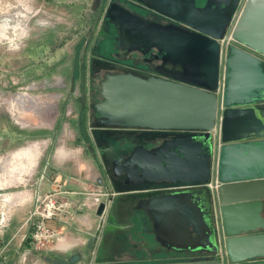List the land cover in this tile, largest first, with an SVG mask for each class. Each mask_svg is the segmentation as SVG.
<instances>
[{
  "label": "water",
  "instance_id": "water-1",
  "mask_svg": "<svg viewBox=\"0 0 264 264\" xmlns=\"http://www.w3.org/2000/svg\"><path fill=\"white\" fill-rule=\"evenodd\" d=\"M133 1L193 32L147 23L115 3L106 10L118 26V48L156 51L161 62L158 76L107 73L99 83L100 99L90 104L96 127L178 132L127 148L122 166L139 184L132 192L154 184H205L213 175L218 101L225 106L213 170L225 258L148 264H264V104H254L264 98V0H206L203 7L195 0ZM228 34L233 41L222 70L220 39ZM202 188L166 190L141 199L136 209L144 211L159 241L181 250L203 249L197 242L207 221ZM103 210L101 203L97 213ZM207 246L217 254L218 246ZM76 259L74 254L70 262Z\"/></svg>",
  "mask_w": 264,
  "mask_h": 264
},
{
  "label": "crops",
  "instance_id": "crops-1",
  "mask_svg": "<svg viewBox=\"0 0 264 264\" xmlns=\"http://www.w3.org/2000/svg\"><path fill=\"white\" fill-rule=\"evenodd\" d=\"M87 1L89 0L52 2L58 6H66L67 9L71 3L81 5ZM60 34L62 38L55 40L57 36L45 31L38 39L37 33H13L12 40L18 43V47L15 48L13 44L12 50L15 51L9 52V59L12 58L14 63L10 74H2L4 81L10 84H32L51 88L52 71L62 66L63 78H69V82L66 80L60 86H63L65 91L69 88L76 89V49L72 46L76 33ZM4 35L5 33H0V36ZM72 93L71 90V96L74 95ZM15 99L17 97L11 99L7 106L14 122L10 115L0 113V126L6 125L5 131L0 133V145H3L0 148V189L14 178L19 179L20 169L26 164L34 166L35 169L31 184L24 191L4 194L3 197L0 195V264H108L109 258L100 255L104 232L99 228V205L93 203L97 197L104 201L102 193L105 192L113 194L106 217L114 215L118 222H124L123 224L132 230V234L127 237L129 243L135 244L143 230L148 232L149 227L153 230L150 220H147L150 226L148 222H143L146 215L144 211L133 206L141 198L139 194H144L147 190L144 188L142 193H134L136 195L127 202L119 200V196L123 194H117L121 191L111 183L107 166L102 161L104 150L94 147L93 143H86V132L83 124L81 125L84 114L80 109L82 104L71 102L73 112L62 113L56 123L42 126L33 122L39 115L37 108L25 107L23 99ZM65 102L66 105L69 104V100ZM254 104L263 105L264 98ZM222 105L223 111L225 106L223 103ZM26 114L27 117H24ZM47 118L50 119L45 116L46 121ZM11 141H18V144L13 145ZM217 142L219 146L220 139H215L214 167L217 160ZM53 188L64 192L61 199L68 203V208L47 222L49 226L59 230L58 238L46 249L37 250L29 239L32 220L27 219L38 200ZM123 207L127 208L128 212L124 220L119 215ZM74 254L78 255V259L70 262Z\"/></svg>",
  "mask_w": 264,
  "mask_h": 264
},
{
  "label": "rangeland",
  "instance_id": "rangeland-1",
  "mask_svg": "<svg viewBox=\"0 0 264 264\" xmlns=\"http://www.w3.org/2000/svg\"><path fill=\"white\" fill-rule=\"evenodd\" d=\"M53 0H0V33H5L0 36V113L10 115L12 122L14 117L7 108L8 102L11 99L17 97L16 100L23 99L25 107H36L39 115L33 120L38 125H52L58 121L59 116L63 113H71L74 111L71 102H75L76 105H81L80 109L83 111V117L81 118V125L86 132V143L94 144L99 150L106 147L99 145L98 140L93 135V129L97 128L95 120L92 117V111L90 104L96 99H99L98 91L99 85H96L97 81L93 80L94 75L98 73L105 65L104 61L111 60L114 50L113 45L115 43L114 33H110L112 28L109 20L106 18V10L109 5L112 4L110 0H89L85 4H69L66 6L55 5ZM78 1V0H77ZM205 0H197L198 6L204 5ZM65 10V11H64ZM68 11V12H67ZM50 33L52 36H57L55 40L62 38L60 33H76L72 46L76 49V69L74 70V76L76 80V89L69 88L64 89V81L69 82L68 79H64V70L60 66L59 69L52 71V87L43 88L39 86L17 85L16 83L10 84L4 81L3 73L10 74L13 59H9V55L12 50V45L15 44L18 47V43L12 40L13 33H37V39L39 35H43V32ZM85 33V35H83ZM14 46V45H13ZM113 52V53H112ZM4 53V54H3ZM3 54V55H2ZM116 58V56H114ZM124 61V59H122ZM101 62V63H100ZM84 69V73L83 72ZM40 71H38L39 73ZM50 75V73H48ZM71 74L69 73V76ZM16 79V78H15ZM68 88V87H65ZM73 91V96L70 95V91ZM70 95V98H69ZM77 96V97H75ZM31 98H34L31 100ZM65 100H69V104L66 105ZM21 101V100H20ZM76 108V107H75ZM79 109V110H80ZM47 114V115H46ZM28 114L24 115L27 117ZM40 116V117H39ZM45 116L47 121L45 120ZM42 117V118H41ZM90 127L91 129H88ZM6 128L0 126V133ZM74 139H70V141ZM76 141V140H75ZM80 141V140H79ZM102 144H104V140ZM108 144H115L111 147H118L117 141L107 140ZM18 141H11V144L16 145ZM3 145H0V148ZM108 147V146H107ZM113 149V148H112ZM106 150V149H104ZM2 151H0V161L2 160ZM107 154H111L110 152ZM113 155V154H112ZM103 164L107 165V160ZM35 167L26 164L21 168L20 178H14L11 182L6 183L2 189L1 194H8L12 192L24 191L25 188L31 184L32 173ZM3 171V169H2ZM18 168H16V172ZM160 187H164V184H159ZM125 216V215H124ZM121 219L124 220L125 217ZM117 221V222H116ZM124 222H118L112 215L107 216L102 228L105 234L116 233L128 237L132 234V230L128 229ZM142 229V228H141ZM148 229V228H147ZM136 244H141L143 237H147L146 231H142V234L138 235ZM150 237V236H149ZM128 245V243H127ZM101 257H105L102 252ZM98 254V256L100 257Z\"/></svg>",
  "mask_w": 264,
  "mask_h": 264
},
{
  "label": "flooded vegetation",
  "instance_id": "flooded-vegetation-1",
  "mask_svg": "<svg viewBox=\"0 0 264 264\" xmlns=\"http://www.w3.org/2000/svg\"><path fill=\"white\" fill-rule=\"evenodd\" d=\"M115 3L126 9L133 15L139 17L143 21L152 24H159L161 26H170L177 28L179 30L193 32V29L187 27L186 25L172 19L166 17L154 10L148 9L142 4L135 2L133 0H110V2ZM206 1V0H205ZM195 5L198 6L197 0H195ZM112 28L110 33H118V26L115 24H111ZM113 52L115 55L111 57L109 61H104V67L94 75L95 81H97L96 85H99L100 81L105 77L107 73H122V72H132L141 76L145 75H155L158 76V72L160 67V60L156 58V51H150L149 53H144L141 50H135L131 52H127L126 50L120 49L116 46V43L113 45ZM112 52V53H113ZM116 56V58L114 57ZM124 59V61L122 60ZM165 67H170L169 64H165ZM100 99V98H99ZM96 99V100H99ZM96 129V128H95ZM105 132L100 136L102 140H104V144L102 148L103 150V158L104 161L107 160V170L109 173V177L113 187L118 189L117 194H123L119 196V200H122L124 203L131 198L134 194L132 189L139 187L138 182L131 180L129 175V170L127 167L122 166L124 162V158L127 154V148L131 145H134L133 141L136 143L145 144L146 139H156V138H168L176 133L177 131H152V130H144V129H119V128H107L102 129ZM106 136V137H105ZM109 136V137H107ZM121 138V139H120ZM107 140L117 141L118 147L114 149L112 144H108ZM113 148V149H112ZM112 150V151H111ZM114 150V151H113ZM111 154H107V153ZM113 154V155H112ZM121 167L120 172L116 174V169ZM147 191L144 194H139L141 198L134 204L136 207L141 201V199H145L146 197L160 194L166 190L160 189L159 184H154L149 186ZM203 204L207 211V221L201 227H199V235L200 237L197 239V242L201 245H205V247L199 248L197 250H181L174 246L165 244L164 242L159 241L153 230L149 227L147 232L148 236L143 237L141 240V244L137 245L136 243H129L127 237L124 235L116 233H104V240L102 242V253L105 254V257H108V264H148V263H160V262H172V261H186L190 259H199V258H211L216 256L215 253L212 252L210 248H208L207 243L209 242L212 247L218 246V234L216 232L213 214H212V198L211 193L208 194L209 189L205 186L202 188ZM122 202H119L122 206ZM131 207L132 205H128ZM133 207V208H134ZM130 210V208L128 209ZM128 214L127 208L123 207L119 211V215L122 217H126ZM115 220V217L113 215ZM144 223H149L147 221V217L145 216L143 219ZM147 223V224H148ZM148 228V227H147ZM150 236V237H149ZM128 243V245H127ZM133 244L135 246H133Z\"/></svg>",
  "mask_w": 264,
  "mask_h": 264
},
{
  "label": "built area",
  "instance_id": "built-area-1",
  "mask_svg": "<svg viewBox=\"0 0 264 264\" xmlns=\"http://www.w3.org/2000/svg\"><path fill=\"white\" fill-rule=\"evenodd\" d=\"M233 41L231 36L228 34L226 38L220 39V65L223 70V60L226 56V48L229 45V43ZM225 68V67H224ZM221 70V71H222ZM222 85H223V75L221 74L219 77L218 87L216 89V94L218 97L221 94L222 91ZM217 116L215 119V125L211 132L212 138L214 141V148H215V139L217 141L220 139L221 134V111L223 109V105L221 100L218 101L217 105ZM88 129H91L88 127ZM211 168H212V177L202 185H193V184H167L164 187H160L162 190L167 191H178V190H184V189H190L198 186H205L209 189L211 193L212 198V214H213V220L216 228V232L218 234V252L216 255L217 259L223 260L225 258V252L222 245V230H221V224H220V216H219V203L217 200V197L215 195V189L219 185V182L217 178L214 176L213 170H214V151L211 158ZM64 193L63 191L59 190L58 188H53L49 192H47L42 198H40L36 204V206L32 209V211L29 214L28 221L32 220L31 224V233L29 235L30 242L32 246L35 249H46L49 245L55 242V240L58 238L59 230L56 228H53L47 224L49 220H53L56 217H58L62 212L67 211L68 203L66 201H63L61 199V194ZM2 197L4 194H0ZM102 197H104V201L97 197L93 203L100 205L101 203L104 204V210L100 214V226L99 228H102V225L106 219V215L108 212V208L110 204L112 203V197L113 194L110 193H102ZM1 247H0V255H1Z\"/></svg>",
  "mask_w": 264,
  "mask_h": 264
},
{
  "label": "trees",
  "instance_id": "trees-1",
  "mask_svg": "<svg viewBox=\"0 0 264 264\" xmlns=\"http://www.w3.org/2000/svg\"><path fill=\"white\" fill-rule=\"evenodd\" d=\"M100 63H101V62H100ZM102 64H104V62H102ZM104 132H105L104 130H102V129H98V128H96V129L93 130V135H94V137L98 140L97 143H99L100 146H102V143H103V141H101L102 138H101L100 136H102V134H103ZM105 137H106V136H105ZM107 137H109V136H107ZM120 139H121V138H120Z\"/></svg>",
  "mask_w": 264,
  "mask_h": 264
}]
</instances>
